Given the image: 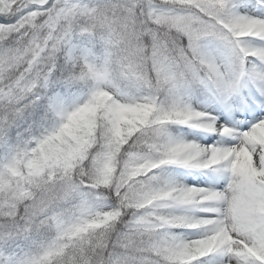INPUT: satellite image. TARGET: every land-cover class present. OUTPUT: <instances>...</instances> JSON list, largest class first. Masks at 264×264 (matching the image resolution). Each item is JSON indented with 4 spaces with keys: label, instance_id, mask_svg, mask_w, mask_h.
<instances>
[{
    "label": "snow or ice",
    "instance_id": "obj_1",
    "mask_svg": "<svg viewBox=\"0 0 264 264\" xmlns=\"http://www.w3.org/2000/svg\"><path fill=\"white\" fill-rule=\"evenodd\" d=\"M0 264H264V0H0Z\"/></svg>",
    "mask_w": 264,
    "mask_h": 264
}]
</instances>
